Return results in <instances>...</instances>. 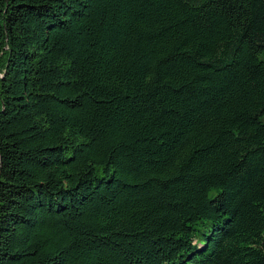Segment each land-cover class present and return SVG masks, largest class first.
<instances>
[{
  "label": "trees",
  "instance_id": "1",
  "mask_svg": "<svg viewBox=\"0 0 264 264\" xmlns=\"http://www.w3.org/2000/svg\"><path fill=\"white\" fill-rule=\"evenodd\" d=\"M0 264H264V0H0Z\"/></svg>",
  "mask_w": 264,
  "mask_h": 264
}]
</instances>
